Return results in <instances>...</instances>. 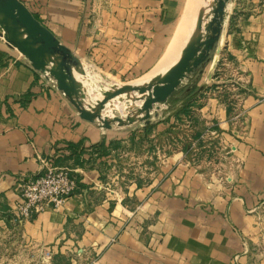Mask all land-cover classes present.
Masks as SVG:
<instances>
[{
    "label": "crops",
    "instance_id": "0c3cea01",
    "mask_svg": "<svg viewBox=\"0 0 264 264\" xmlns=\"http://www.w3.org/2000/svg\"><path fill=\"white\" fill-rule=\"evenodd\" d=\"M22 1L81 62L125 76L156 63L182 9L179 20L210 2L112 0L91 21L90 0ZM255 2L229 1L212 61L194 77L212 82L223 50L227 67L238 68L241 115L231 117L219 105L217 122H202L227 144L226 163L208 169L183 152L166 154L150 179L124 188L102 181L111 154L96 145L128 138L136 124L107 128L80 117L69 97L0 35V223L11 216L35 252L65 255L70 264H264V10ZM178 23L138 84L165 58ZM215 104L210 97L202 110L214 112ZM44 159L69 169L76 188L58 207L19 217V185Z\"/></svg>",
    "mask_w": 264,
    "mask_h": 264
},
{
    "label": "rangeland",
    "instance_id": "374dc122",
    "mask_svg": "<svg viewBox=\"0 0 264 264\" xmlns=\"http://www.w3.org/2000/svg\"><path fill=\"white\" fill-rule=\"evenodd\" d=\"M111 5L112 0H90L88 17L91 21L96 20L100 16L101 10L108 9ZM181 13L171 23V33L162 55L148 71L139 76L138 74L125 76L126 74L116 73L114 70L100 69L98 64L95 66L83 60L82 66L85 73L76 72L75 74L84 89V105L94 104L97 99L102 97V90L122 83H140L142 76L150 72L163 56ZM196 22L197 18L195 24ZM213 54L214 48L210 51L209 56L187 74L163 101L153 104L148 120L136 119L131 122L136 124V127L131 130L128 138L110 139L106 146V154H111L110 160L106 165V171L100 175L107 186L124 188L133 181L146 182L150 179L152 171H157L163 155L166 154L173 156L174 153L183 152L189 161H194L196 164H200V167L208 169H214V162L226 163L222 153L228 149L227 144L222 141L221 134L217 135L215 132H211L202 122H217L219 105L228 107L227 113L231 117L241 115L239 101L244 88L240 85V75L235 64L227 67L228 60L231 59L226 50L219 54L218 61L214 65L212 82L204 85L194 79L195 74L202 66L205 68L211 63ZM175 59H172L170 65ZM193 72V77H190ZM43 74L55 83V80L47 72H43ZM210 97H214L216 104L214 112L210 111L208 114L202 108L207 105V100ZM142 101L137 97V92L117 95L104 104L101 114L125 119L141 106ZM97 122L100 121L97 120ZM111 122L118 124L116 120ZM200 157L202 158L200 159ZM10 219H12L11 216L9 219H4L5 224L0 223V264H70L65 255L56 256L48 252L45 254H42L41 251L35 252V246L22 240L18 224L9 222Z\"/></svg>",
    "mask_w": 264,
    "mask_h": 264
},
{
    "label": "water",
    "instance_id": "95a60500",
    "mask_svg": "<svg viewBox=\"0 0 264 264\" xmlns=\"http://www.w3.org/2000/svg\"><path fill=\"white\" fill-rule=\"evenodd\" d=\"M229 1L210 0L206 10L199 12L196 34L164 72L143 84L122 83L102 90V97L88 106L83 103L84 89L75 74L85 73L81 60L60 42L22 0H0V35L9 46L22 53L34 69L47 72L55 80L56 86L75 105L80 117L90 121L98 120L101 126L108 128L113 120L120 125L136 119L148 120L153 104L163 101L187 74L209 56L220 39ZM126 91H136L137 97L143 100L141 106L125 119L103 116L101 110L104 104Z\"/></svg>",
    "mask_w": 264,
    "mask_h": 264
},
{
    "label": "built area",
    "instance_id": "2783aa9c",
    "mask_svg": "<svg viewBox=\"0 0 264 264\" xmlns=\"http://www.w3.org/2000/svg\"><path fill=\"white\" fill-rule=\"evenodd\" d=\"M255 5L256 9L264 10V0H256ZM76 185V178L69 169L57 166L52 159L42 160L40 171L19 185V200L15 206L18 216L29 217L43 206L58 207Z\"/></svg>",
    "mask_w": 264,
    "mask_h": 264
},
{
    "label": "bare ground",
    "instance_id": "6f19581e",
    "mask_svg": "<svg viewBox=\"0 0 264 264\" xmlns=\"http://www.w3.org/2000/svg\"><path fill=\"white\" fill-rule=\"evenodd\" d=\"M192 1L193 0H190L189 2L192 3ZM201 2L203 3L204 0L203 1L198 0V5L199 6H200ZM203 5H204V3H203ZM199 6H198V9H199ZM201 7H202V5H201ZM200 10H194L191 13L186 11L183 14L181 20H179L178 30H177V32H176V34L174 36V39H173L172 44L170 46V49L168 50L167 54L164 56L165 58L155 68V70L151 74H149L147 79L150 78V77H153V76H155L157 74H160V73L164 72L168 68V65H170V63L168 61L173 59L176 56V54L178 52H180V50L183 48V46H185L186 44L189 43V41H190L189 37H190L191 34L193 35L194 28L196 29V27H194V23H195V20L197 18L198 11H200ZM203 11H205V10H203ZM203 11H201V12H203ZM147 79H145V80H147ZM127 92L133 93V92H136V91H126V92L121 93V94H125ZM121 94H119V95H121Z\"/></svg>",
    "mask_w": 264,
    "mask_h": 264
},
{
    "label": "trees",
    "instance_id": "16d2710c",
    "mask_svg": "<svg viewBox=\"0 0 264 264\" xmlns=\"http://www.w3.org/2000/svg\"><path fill=\"white\" fill-rule=\"evenodd\" d=\"M30 92L28 91V92H26L25 93V97L26 98H28L29 96H30ZM229 108L227 107V110H228ZM69 145H71V144H69ZM107 146V145H106ZM106 146H104V144H103V142H100V143H98L97 145H96V148L97 149H99L98 151H99V153L101 154V153H103V154H105L106 153Z\"/></svg>",
    "mask_w": 264,
    "mask_h": 264
}]
</instances>
